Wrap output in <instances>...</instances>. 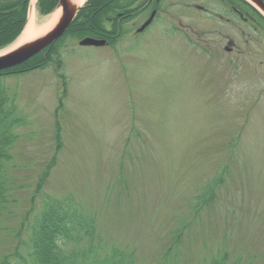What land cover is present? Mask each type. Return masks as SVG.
Segmentation results:
<instances>
[{
  "label": "rangeland",
  "instance_id": "1",
  "mask_svg": "<svg viewBox=\"0 0 264 264\" xmlns=\"http://www.w3.org/2000/svg\"><path fill=\"white\" fill-rule=\"evenodd\" d=\"M196 3L227 12L216 0H161L157 20L139 35L144 20L129 23L115 46H81L66 31L56 42L64 38L67 84L53 67L0 79L24 122L0 261L15 251L53 154L59 109L63 148L46 191L77 196L109 242L136 248L141 264H213L224 255L228 264H264V16L258 11L256 31L237 16L217 23ZM36 7L38 24L56 8Z\"/></svg>",
  "mask_w": 264,
  "mask_h": 264
},
{
  "label": "trees",
  "instance_id": "2",
  "mask_svg": "<svg viewBox=\"0 0 264 264\" xmlns=\"http://www.w3.org/2000/svg\"><path fill=\"white\" fill-rule=\"evenodd\" d=\"M137 1L89 0L64 38H104L110 46L117 45L127 36L126 22L119 23L117 13L132 12L130 7ZM57 3L58 0H40L44 13L53 10ZM26 5L27 2L22 0H0V49L14 41L24 28ZM63 39L25 63L0 71V79L53 67L63 83H66L63 57L59 50ZM9 92V88L0 85V229L3 218L11 214V204L16 202L12 198L14 188L10 181V163L18 138L16 128L24 124L18 116L16 96ZM63 95L66 96V89ZM56 118L53 154L37 175L31 208L20 221V227L14 235L17 240L15 251L5 255L0 264H141L136 248L113 244L103 236L97 218L83 207L77 196L67 193L61 197L46 191L52 171L58 164V154L63 148L59 109ZM37 203L39 209L35 212ZM23 234L27 235V239L23 238ZM182 237L183 232L176 231L173 234L174 244H178ZM23 252H26V258ZM12 258L15 263L11 262ZM213 264H228L227 256L215 258Z\"/></svg>",
  "mask_w": 264,
  "mask_h": 264
},
{
  "label": "water",
  "instance_id": "3",
  "mask_svg": "<svg viewBox=\"0 0 264 264\" xmlns=\"http://www.w3.org/2000/svg\"><path fill=\"white\" fill-rule=\"evenodd\" d=\"M247 1L254 5L264 15L263 0ZM86 2L87 0L84 3H80L78 0H59L55 8V11L59 8L62 10L58 22L38 37L13 47L16 43H18L19 40H17V42L12 46L13 48L10 47L11 49H8L5 53L0 54V71L25 63L55 43L68 30L72 22L76 19L78 12L82 9ZM155 14L156 12L138 29V32H143L147 26L151 24ZM27 23L28 21L26 22V25ZM105 44V39H97L94 37H85L80 41V45L82 46H104Z\"/></svg>",
  "mask_w": 264,
  "mask_h": 264
},
{
  "label": "flooded vegetation",
  "instance_id": "4",
  "mask_svg": "<svg viewBox=\"0 0 264 264\" xmlns=\"http://www.w3.org/2000/svg\"><path fill=\"white\" fill-rule=\"evenodd\" d=\"M24 1H25V3L27 2L26 0H22V2H24ZM213 1H215V0H213ZM160 2H161V0H139V1L136 2V4H134V5H132L130 7L132 12H129L127 14H124L123 12L117 13V16L119 17V21L118 22L119 23H122L123 21L126 22L125 23V27H126L129 23L136 24L135 21L138 18L139 19H143L144 22L136 30V34L139 35L141 33H138V29L155 12H156V14H155L154 19H153V21L151 22L150 25H152V23H154L157 20V18L159 17V10L161 8L158 9L156 7V4H158ZM216 2L221 4L222 8L227 10V12L217 11V12L213 13L212 9L208 5H205V4L201 5V4L196 3L195 5H193V4H189V5L191 7H194L196 9V11H198L199 13H203V14H207V15L213 16L215 22H217V23L219 21L221 22V20L222 21L225 20V18L227 19V22H230L231 18L228 17L227 15H230L231 17L237 16L242 21H244V22H246L248 24H251V26L254 27V30H256V31L259 30V26H261V24H262V19L258 16L260 14L259 13L260 11L255 6H253L251 3H249L247 0H216ZM134 10H136V11H134ZM150 25H148L147 28L144 31H146L149 28ZM207 25L213 26L212 23H209ZM248 27H249V25H248ZM126 30L128 31L127 28H126ZM243 33L245 34V30H243ZM128 34L129 33H127V35ZM105 40H106V44L105 45H109L110 46L109 41L107 39H105ZM248 41H250V40H247L246 42H248ZM227 42L229 43V45L237 47L236 46L237 42L235 40L230 39L229 37L227 38ZM228 47L229 46H227L226 49ZM232 49H233L232 47H229L228 53H233Z\"/></svg>",
  "mask_w": 264,
  "mask_h": 264
},
{
  "label": "bare ground",
  "instance_id": "5",
  "mask_svg": "<svg viewBox=\"0 0 264 264\" xmlns=\"http://www.w3.org/2000/svg\"><path fill=\"white\" fill-rule=\"evenodd\" d=\"M78 1H80V3H84L86 0H78ZM36 4H37V0H31L28 23L25 27L23 35L19 39L18 43H16L13 47L38 37L45 31L52 28L58 22L60 15H61V11H62L60 8L57 9L53 14H51L49 19L45 23L38 24L39 19L37 15ZM11 48L0 50V54L5 53L8 49H11Z\"/></svg>",
  "mask_w": 264,
  "mask_h": 264
}]
</instances>
